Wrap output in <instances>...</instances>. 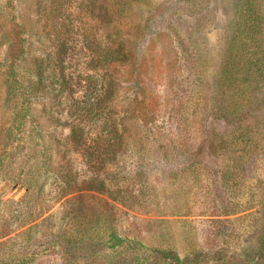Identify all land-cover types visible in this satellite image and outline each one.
<instances>
[{"label":"rangeland","instance_id":"374dc122","mask_svg":"<svg viewBox=\"0 0 264 264\" xmlns=\"http://www.w3.org/2000/svg\"><path fill=\"white\" fill-rule=\"evenodd\" d=\"M118 1L0 0V264H264V0Z\"/></svg>","mask_w":264,"mask_h":264},{"label":"trees","instance_id":"16d2710c","mask_svg":"<svg viewBox=\"0 0 264 264\" xmlns=\"http://www.w3.org/2000/svg\"><path fill=\"white\" fill-rule=\"evenodd\" d=\"M108 1H110V2H108L104 6V9L108 13L106 18H107L108 24L110 25L111 22H112L111 21V14L115 13V12H118V11H123L125 8L122 5V3L119 2L118 0H114L115 2H113V4H112L111 0H108ZM120 4H121V6H118ZM109 6H111V7H109ZM111 41H112L111 42L112 45L108 46L107 55L105 56L106 57L105 58L106 64H107L108 68L111 69L112 66L114 65V63L119 61V60L120 61H124V62L128 61L127 63H130V65L132 67L131 68L132 71L130 72L131 77H132V81L135 82V85H139L138 87H139V91L140 92L137 91L136 95H135V97L138 98V96H140V94H144V93H146L145 91L148 90V89H146L147 86H144L145 83H144V80H143L144 79L143 78V72L141 70V64L143 62H145V60H147V56L142 55V56H140V58L132 61L131 60L132 59L131 58L132 54L130 53L129 48H126L125 43L120 41L117 44V41L114 38ZM19 56H21V54L16 53V55L13 56L8 61V63H9L8 74H9V78L13 82H16V80H17L16 62H17V57H19ZM146 71H147V69H146ZM117 124L118 123L116 121L112 122V124H109V125H112L113 127L110 128V126H109V128H108L109 131L105 132V134L102 135L103 137H100V138L95 140L96 141V144H95L96 148H98L99 150H103V152H105V154H106V152H108L110 150L111 151L112 150L115 151V146L116 145H121L122 142H123V138L119 137L120 128H119V126ZM104 158L105 157L103 156V159ZM71 181L72 180L70 179V177H68L67 181H66L67 182L66 185H68L67 187H69V188H67L66 191L61 193L62 197L70 194L73 191L74 186H72V185L76 186V184L79 183V182H72L71 183ZM92 182H93V180L91 181V183ZM87 189H94V184H90ZM13 232H14V230H6L4 232H1L0 238H2V240H0V245L3 246V245H6V244H9L12 240L17 238L16 236H18L19 234H17V235L15 234L14 235ZM56 237H57V242L60 243L63 246V248H64V250L60 252L61 253V258L62 259L66 258V260H67L66 263L67 264H72V260L69 261V258L71 256V254H70L71 253V249H72V247L76 246L79 241H81L80 236L68 231V229H64L63 231H60L58 234H56ZM112 240L114 241V245H116V244H119L122 241V238L120 236H118L117 234H113L112 235ZM160 254L162 256H164V257H167L168 254H170V251L161 250ZM174 257H175L174 259H176L177 261L180 260V256L178 254H175Z\"/></svg>","mask_w":264,"mask_h":264}]
</instances>
